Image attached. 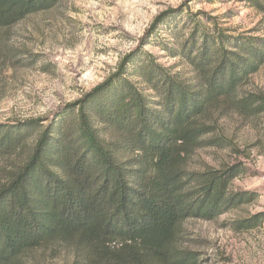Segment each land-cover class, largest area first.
I'll use <instances>...</instances> for the list:
<instances>
[{
	"label": "trees",
	"instance_id": "trees-1",
	"mask_svg": "<svg viewBox=\"0 0 264 264\" xmlns=\"http://www.w3.org/2000/svg\"><path fill=\"white\" fill-rule=\"evenodd\" d=\"M62 1L0 0V30ZM193 26L179 52L192 79L146 52L129 54L51 118L0 123V264H27L50 246L73 247L93 264H198L181 245L182 224L256 198L230 193L237 166L190 163L220 145L207 138L211 117L264 64V40Z\"/></svg>",
	"mask_w": 264,
	"mask_h": 264
},
{
	"label": "rangeland",
	"instance_id": "rangeland-1",
	"mask_svg": "<svg viewBox=\"0 0 264 264\" xmlns=\"http://www.w3.org/2000/svg\"><path fill=\"white\" fill-rule=\"evenodd\" d=\"M193 21L231 38L264 40V0H63L0 30V123L51 118L104 83L129 54L146 52L173 75L192 79L179 52ZM239 90L211 117L215 131L207 138L219 137L220 145L199 149L190 165L237 166L230 193L256 198L211 221L182 224L181 245L197 253L198 264H264V64ZM26 263L93 264L68 246L35 251Z\"/></svg>",
	"mask_w": 264,
	"mask_h": 264
}]
</instances>
